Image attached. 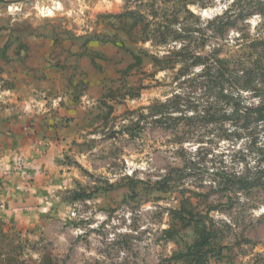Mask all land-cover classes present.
<instances>
[{
  "label": "rangeland",
  "instance_id": "obj_1",
  "mask_svg": "<svg viewBox=\"0 0 264 264\" xmlns=\"http://www.w3.org/2000/svg\"><path fill=\"white\" fill-rule=\"evenodd\" d=\"M262 103L264 0H0V124L51 149L0 264H264Z\"/></svg>",
  "mask_w": 264,
  "mask_h": 264
},
{
  "label": "crops",
  "instance_id": "obj_2",
  "mask_svg": "<svg viewBox=\"0 0 264 264\" xmlns=\"http://www.w3.org/2000/svg\"><path fill=\"white\" fill-rule=\"evenodd\" d=\"M62 110V106L59 105V115L62 114ZM33 116V121L29 117L28 121H16V124L12 119L8 120L9 125L0 124V200L4 193L9 194L5 212H20V199L24 198V196L23 198L19 196L18 187L26 184L25 181L20 182L18 170H23L25 167L18 168L15 163L18 160L22 161L28 167V172L31 170L30 166H36L41 170L45 163H49L48 157L51 149L44 147L42 141L34 133H29V129H39L38 121L35 115Z\"/></svg>",
  "mask_w": 264,
  "mask_h": 264
},
{
  "label": "trees",
  "instance_id": "obj_3",
  "mask_svg": "<svg viewBox=\"0 0 264 264\" xmlns=\"http://www.w3.org/2000/svg\"><path fill=\"white\" fill-rule=\"evenodd\" d=\"M152 11V10H151ZM126 15H129V16H133V15H135L136 14V12L135 11H133V10H129V11H127L126 13H125ZM138 16H140L141 18H144L145 16H143V14H138ZM223 20H221V22H222ZM220 22V23H221ZM222 23H225V22H222ZM148 26H149V21L148 22H146V24L143 26L144 28H148ZM161 26H159L158 28H156V29H153L152 30V32H151V35H153V37L151 38L150 37V34H148L149 32H147L146 34H145V37H144V39L145 40H149V39H152L155 43H162V44H164V43H167V33H168V30H162V28H160ZM176 37V36H175ZM185 47V46H184ZM182 50H184V48L183 49H181L180 51H172L171 53H174V52H176V53H180ZM194 58V60L195 61H197V62H201L202 61V58H200L199 56H197V55H194L193 56ZM187 59V58H186ZM222 62V60L220 59V58H215V59H213L212 61H210V62H208L207 60H206V64H204V66H203V69H204V75L208 78V77H210V72H211V70H212V65L213 64H218V63H221ZM179 96H175L174 97V99L173 100H176L177 98H178ZM178 108V106H174V108H172V109H176V108ZM256 111H257V113H259V117H263L264 116V103H262V104H260V106H257V108H256Z\"/></svg>",
  "mask_w": 264,
  "mask_h": 264
},
{
  "label": "bare ground",
  "instance_id": "obj_4",
  "mask_svg": "<svg viewBox=\"0 0 264 264\" xmlns=\"http://www.w3.org/2000/svg\"><path fill=\"white\" fill-rule=\"evenodd\" d=\"M51 10V9H50Z\"/></svg>",
  "mask_w": 264,
  "mask_h": 264
}]
</instances>
